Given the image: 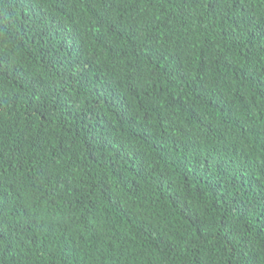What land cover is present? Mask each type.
I'll return each instance as SVG.
<instances>
[{
	"label": "trees",
	"instance_id": "16d2710c",
	"mask_svg": "<svg viewBox=\"0 0 264 264\" xmlns=\"http://www.w3.org/2000/svg\"><path fill=\"white\" fill-rule=\"evenodd\" d=\"M0 264H264V0H0Z\"/></svg>",
	"mask_w": 264,
	"mask_h": 264
}]
</instances>
